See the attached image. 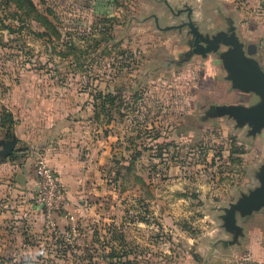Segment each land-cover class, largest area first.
I'll return each mask as SVG.
<instances>
[{"label": "rangeland", "instance_id": "rangeland-1", "mask_svg": "<svg viewBox=\"0 0 264 264\" xmlns=\"http://www.w3.org/2000/svg\"><path fill=\"white\" fill-rule=\"evenodd\" d=\"M190 21L210 37L233 23L247 48L264 0H0V264H264V209L222 242L264 132L206 116L242 98ZM40 160L59 208L36 203Z\"/></svg>", "mask_w": 264, "mask_h": 264}, {"label": "water", "instance_id": "water-1", "mask_svg": "<svg viewBox=\"0 0 264 264\" xmlns=\"http://www.w3.org/2000/svg\"><path fill=\"white\" fill-rule=\"evenodd\" d=\"M191 10V9H190ZM195 37L194 52H200L204 58L215 55L219 60L225 79L230 82L233 91L258 97V101L248 104L247 99L240 102L213 104L207 111V117L228 116L234 119L239 127H250V135L256 136L264 132V69L259 60L246 48L237 35L236 26L231 23L229 31H221L210 37L203 35L192 21L188 23ZM17 137L9 142H1L3 155L9 157L15 152ZM259 186L247 194H243L237 202L224 208L222 219L225 229L234 235L232 240H223L224 245H235L244 235V229L238 224V216L247 217L264 209V164L258 174Z\"/></svg>", "mask_w": 264, "mask_h": 264}, {"label": "built area", "instance_id": "built-area-1", "mask_svg": "<svg viewBox=\"0 0 264 264\" xmlns=\"http://www.w3.org/2000/svg\"><path fill=\"white\" fill-rule=\"evenodd\" d=\"M36 175L39 184V195L36 203L45 205L49 210L59 208L61 198V187L51 166L45 161L37 163ZM244 264H257L255 261L245 260Z\"/></svg>", "mask_w": 264, "mask_h": 264}, {"label": "crops", "instance_id": "crops-1", "mask_svg": "<svg viewBox=\"0 0 264 264\" xmlns=\"http://www.w3.org/2000/svg\"><path fill=\"white\" fill-rule=\"evenodd\" d=\"M244 19H242L240 22H241V26H240V29L241 30H246V27L244 26L245 25V23H244V21H243ZM236 26V25H235ZM236 28H238V26H236ZM251 35L252 34H247L246 36H248L249 37V39L251 38ZM255 37H259L260 38V40H261V43H256L255 41H254V39H250V40H252V43H250V47H251V53H252V55L254 56V57H256L258 60H259V62H260V64H261V66H262V68L264 69V31H262V32H259V31H257L256 33L254 32V34H253ZM213 63L215 64V66H216V69L217 70H219V71H223V69H222V67H221V64H220V62H219V60L218 59H214L213 60ZM234 92V95H239L240 97H242V98H246L247 97V95H243V94H241V93H238V92H235V91H233ZM254 98H255V100L256 101H258L257 99H258V97H256V96H254ZM9 211L8 210H0V229L2 228V223L6 220V218H8L9 216ZM0 231H2V230H0Z\"/></svg>", "mask_w": 264, "mask_h": 264}, {"label": "trees", "instance_id": "trees-1", "mask_svg": "<svg viewBox=\"0 0 264 264\" xmlns=\"http://www.w3.org/2000/svg\"><path fill=\"white\" fill-rule=\"evenodd\" d=\"M29 1V0H28ZM25 2H27V0H19V4L20 5H24L25 4ZM31 3V2H30ZM32 4V3H31Z\"/></svg>", "mask_w": 264, "mask_h": 264}, {"label": "flooded vegetation", "instance_id": "flooded-vegetation-1", "mask_svg": "<svg viewBox=\"0 0 264 264\" xmlns=\"http://www.w3.org/2000/svg\"><path fill=\"white\" fill-rule=\"evenodd\" d=\"M247 49H248L249 51H251V50H252L250 46H248V47H247Z\"/></svg>", "mask_w": 264, "mask_h": 264}]
</instances>
